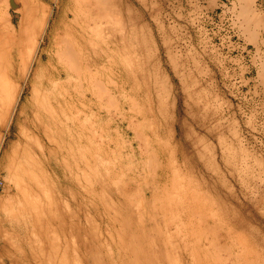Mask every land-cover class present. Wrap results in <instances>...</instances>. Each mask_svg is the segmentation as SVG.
I'll list each match as a JSON object with an SVG mask.
<instances>
[{
    "label": "rangeland",
    "instance_id": "374dc122",
    "mask_svg": "<svg viewBox=\"0 0 264 264\" xmlns=\"http://www.w3.org/2000/svg\"><path fill=\"white\" fill-rule=\"evenodd\" d=\"M18 1L0 17L53 18L33 61L0 38L21 92L0 104L6 264H264V0H117L113 24L83 0ZM65 31L86 86L59 75Z\"/></svg>",
    "mask_w": 264,
    "mask_h": 264
},
{
    "label": "bare ground",
    "instance_id": "6f19581e",
    "mask_svg": "<svg viewBox=\"0 0 264 264\" xmlns=\"http://www.w3.org/2000/svg\"><path fill=\"white\" fill-rule=\"evenodd\" d=\"M9 1V0H8ZM32 1H34V0H32ZM57 1V0H56ZM82 1V0H81ZM84 1V2H83ZM82 2L83 3H85V5H86V7H87V10H89L90 12H93V11H100V13H99V15L100 14H102V15H100V16H102V18H106L108 21H110L111 19H113L112 17H114V15H115V13H116V15L119 13L118 11L116 12L115 11V13H114V11L113 10H115V9H112V4L113 3H115V1H117V0H83ZM16 2H19L18 0H16ZM32 3V5H30ZM29 5H27V4H24L23 6V9H22V16H21V20H19L20 21V23H19V25H18V27L17 26H15L13 23H10V22H8V20L7 19H5V18H2V17H0V38H4V39H6V38H14V39H16L17 40V38L18 39H21V41L22 40H25V39H28L27 41L29 42V44L28 45H30L29 47L30 48H28L27 46V49H26V47L23 49V52H24V54H25V56L27 57H29L30 58V55H31V59H32V61L34 60V58H35V56H36V54H37V52H38V50H39V47H40V42H39V37H40V30L41 29H37V30H34V26L31 24V23H29L28 21L33 17V19L35 18V22H37L36 21V17H37V15L39 14V11H41V9H39V11H38V6H36L35 5V3H33V2H31ZM38 3V2H37ZM74 3V2H73ZM41 4V3H40ZM122 4V3H121ZM20 5V4H19ZM75 5V4H74ZM78 5V4H77ZM116 6V4H114V7ZM81 7V6H80ZM41 8V7H40ZM116 8H117V6H116ZM243 8V7H242ZM245 8V7H244ZM20 9V8H19ZM52 9H54V8H52ZM72 9V8H71ZM118 9V8H117ZM44 10V9H43ZM20 11V10H19ZM248 10L245 8L244 9V12H247ZM48 12H50V13H48V16L47 17H49V18H47V20H45L44 22H43V26H42V28H43V30H41V31H44V33L43 34H46L47 33V30H48V28L50 27V20H51V18H53V13L51 12V10L49 11L48 10ZM55 12V11H54ZM83 12V11H82ZM127 12H130V10H127ZM72 13V12H71ZM76 13V12H75ZM87 13H89V12H87ZM122 13V12H121ZM131 13V12H130ZM55 14V13H54ZM73 15V14H72ZM89 15H91V14H89ZM36 16V17H35ZM86 16V15H85ZM94 16V15H93ZM98 16V15H97ZM131 16V15H130ZM130 16H128V17H130ZM67 17V16H66ZM68 17H71V16H68ZM76 17V18H75ZM74 17V22H79L81 19H80V16L78 15V14H76V16ZM87 17V16H86ZM90 18V17H89ZM91 18H94L95 19V16L94 17H91ZM101 18V17H100ZM114 18H116V16L114 17ZM87 19V18H86ZM128 19V18H127ZM130 20L129 21H131L132 20V18L130 17L129 18ZM70 20H72L71 18H70ZM90 20V19H89ZM92 20V19H91ZM90 20V21H91ZM115 20V19H114ZM135 20V19H134ZM68 21V20H67ZM73 21V20H72ZM72 21L70 22V23H72ZM116 22H117V20H115ZM114 21V22H115ZM118 21H119V19H118ZM25 23H27V25H25ZM44 23H45V27H44ZM47 23V24H46ZM69 23V22H68ZM82 23V22H81ZM81 23H78L79 25H80V28L82 27L83 29H85V27H88L89 25H90V23L88 22V20L85 22V23H83V25L81 24ZM104 23V22H103ZM111 23H112V20H111ZM113 24V23H112ZM117 24V23H116ZM115 24V25H116ZM119 24H120V22H119ZM67 25V24H66ZM74 25V24H73ZM77 26V25H76ZM102 26V25H101ZM72 27V26H71ZM92 27H95V26H93L92 25ZM100 27V26H99ZM37 28V27H36ZM61 28H62V26H61ZM103 28V27H102ZM64 30V29H63ZM75 30V29H74ZM103 30H104V28H103ZM106 30V29H105ZM30 31H31V34H30ZM70 31V30H69ZM76 31V30H75ZM74 31V32H75ZM84 31V30H83ZM86 31V30H85ZM90 31V30H89ZM114 31V30H113ZM60 32H61V30H60ZM63 32V31H62ZM77 32V31H76ZM83 33V32H82ZM91 33V32H90ZM59 34V33H58ZM73 34V33H72ZM84 34V33H83ZM39 35V36H38ZM77 35L78 34H76V35H74V38L71 36V33L69 34V32H67V31H65L64 32V34H62V36H58V37H56V44L60 47V49H61V52H59L58 53V51H57V54H58V62H60L62 65H64V66H61V67H63L64 69H62V71L61 72H59V75H60V77H62L63 75H64V73H67V75L69 76L70 75V72H71V70L73 69V70H76V72H77V76L79 77V79H77V80H80V82H81V85H83V86H86V82H85V80L86 79H88L87 77H86V74L85 73H87L86 72V70L84 71V66H85V64L81 61L83 58L79 55V51H80V49H79V51H78V46H79V40L77 39ZM85 35V34H84ZM86 36V35H85ZM88 36V35H87ZM86 36V37H87ZM88 38V37H87ZM94 38V37H93ZM96 38V37H95ZM89 39H90V37H89ZM97 39V38H96ZM0 40H2V39H0ZM81 40V39H80ZM99 40V39H98ZM103 40V39H102ZM106 40V39H105ZM26 41V40H25ZM93 41V40H92ZM94 41H95V39H94ZM107 41V40H106ZM86 42V41H85ZM23 43H25V42H23ZM97 43V42H96ZM111 43V42H110ZM4 44H6V40H5V43ZM92 44H94V43H92ZM27 45V44H26ZM87 45V44H86ZM100 45V44H99ZM24 46V45H23ZM95 46V45H94ZM104 46V45H103ZM57 48V47H56ZM90 48V47H89ZM109 48V47H108ZM93 49V48H92ZM91 50V49H90ZM94 50V49H93ZM100 51V50H99ZM102 52H104V50L102 51ZM56 53V52H55ZM90 54H91V52H90ZM27 60V59H26ZM84 60H86V59H84ZM32 61H29V62H32ZM94 61V60H93ZM99 61V60H98ZM28 62V63H29ZM95 63V62H94ZM32 64V63H31ZM68 64H70V66H71V68H70V66H68ZM96 64V63H95ZM6 62L3 60V59H1V57H0V104H5V103H8V101L10 102H12L13 104L14 103H17L18 101H19V99H20V96H21V92L20 93H18L19 92V90H16L15 89V87L13 86H10V84H9V82H11V81H8V80H10L9 79V76H8V73H9V71L7 70V67H6ZM30 65V64H29ZM67 67H66V66ZM9 66V65H8ZM31 66V65H30ZM89 66V65H88ZM87 66V67H88ZM95 66V65H94ZM94 66H93V68H94ZM99 66V65H98ZM60 67V68H61ZM10 68V67H9ZM27 69H28V67H27ZM57 69V68H56ZM92 69V68H91ZM10 70V69H9ZM88 70V69H87ZM89 71V70H88ZM76 72H74V73H76ZM58 75V74H57ZM88 75V74H87ZM90 75V74H89ZM75 77H76V75H75ZM74 77V78H75ZM95 77V76H94ZM93 80V79H92ZM89 81V80H88ZM69 82H71V81H69ZM76 82V81H75ZM78 82V81H77ZM102 82H104V81H101L100 79H98L97 80V82L96 83H94V86H95V88L96 89H98V93L99 92H103L104 91V88L102 87ZM60 83V82H59ZM68 83V82H67ZM61 84V83H60ZM74 84V83H73ZM58 85V84H57ZM65 85V84H64ZM67 85V84H66ZM75 85V84H74ZM93 85V84H92ZM61 86V85H60ZM72 86V85H71ZM105 86V85H104ZM89 87V86H88ZM93 87V86H92ZM16 88H18V87H16ZM14 89H15V91H14ZM81 89V88H80ZM85 89H87V87L85 88ZM93 89V88H92ZM21 90V89H20ZM55 90V89H54ZM83 90V89H82ZM107 90V89H106ZM67 91V90H66ZM84 92V91H83ZM82 92V93H83ZM85 92H87V91H85ZM83 95H85V94H83ZM102 97V96H101ZM100 99V98H99ZM90 100V99H89ZM90 102V101H89ZM83 104V103H82ZM43 105V104H42ZM89 106V105H88ZM40 107H41V105H40ZM15 109V108H14ZM89 110V109H88ZM2 112H3V110H2ZM14 112V111H13ZM82 112V111H81ZM13 115V114H12ZM50 123V122H49ZM47 127V126H46ZM48 130H49V128H48ZM52 131V130H51ZM29 133V132H28ZM39 133V132H38ZM40 135V134H39ZM35 136V135H34ZM36 137V136H35ZM36 138H38V137H36ZM35 138V139H36ZM39 138H41V137H39ZM2 139H0V141H1ZM38 140V139H37ZM39 142H40V140H39ZM1 146V145H0ZM43 149H44V147H42ZM29 156H30V154H29ZM32 157V156H31ZM31 159V158H30ZM33 159V158H32ZM35 161V160H34ZM33 167V166H32ZM32 171V170H31ZM36 182V181H35ZM25 192V191H24ZM28 194H30V192L28 193ZM33 196V195H32ZM31 196V197H32ZM29 197V196H28ZM30 197V199H32V200H30V202L31 201H33V198H31ZM26 200H28V198L26 197V199H25V201ZM34 200H35V198H34ZM28 203H29V201H27ZM26 203V202H25ZM27 203V204H28ZM35 203V202H34ZM38 204V203H37ZM36 204V205H37ZM30 205V204H29ZM28 205V206H29ZM32 206V205H31ZM38 206V205H37ZM33 207L34 206H32V208H31V210L33 209ZM23 208V207H22ZM21 208V209H22ZM39 208V206L37 207V209ZM40 209V208H39ZM23 210V209H22ZM34 210V209H33ZM40 211H41V209H40ZM13 212V211H12ZM34 212V211H33ZM35 212H36V210H35ZM18 213H19V211H18ZM27 213V212H26ZM29 213V212H28ZM13 214V213H12ZM30 214V213H29ZM16 215V214H15ZM31 215V214H30ZM34 215V214H33ZM18 216V215H17ZM18 218V217H17ZM36 219V218H35ZM19 222H20V220H19ZM31 222V221H30ZM20 224H21V222H20ZM3 230V229H2ZM8 234V233H7ZM35 234V233H34ZM10 236H11V234H9ZM12 237V236H11ZM15 238V240H17L16 239V237H14ZM8 240V239H7ZM2 242V235L0 234V243ZM8 242H10V241H8ZM10 244V243H9ZM17 245V244H16ZM53 245V244H52ZM10 246V245H9ZM12 247V246H11ZM4 248V247H3ZM7 248V247H6ZM56 247H54V249H55ZM52 249H53V247H52ZM58 253V252H57ZM1 255V254H0ZM55 255V254H54ZM10 256V255H9ZM19 257H20V255H19ZM18 257V258H19ZM8 258V257H7ZM25 258V257H24ZM11 259V258H10ZM16 260V259H15ZM0 264H6V258L5 257H3V256H0ZM11 264V263H10ZM18 264V263H17Z\"/></svg>",
    "mask_w": 264,
    "mask_h": 264
},
{
    "label": "water",
    "instance_id": "95a60500",
    "mask_svg": "<svg viewBox=\"0 0 264 264\" xmlns=\"http://www.w3.org/2000/svg\"><path fill=\"white\" fill-rule=\"evenodd\" d=\"M10 4L14 9L19 7V4L16 2V0H10Z\"/></svg>",
    "mask_w": 264,
    "mask_h": 264
}]
</instances>
